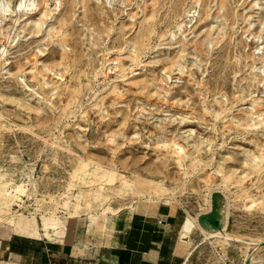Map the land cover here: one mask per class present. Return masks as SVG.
Instances as JSON below:
<instances>
[{
	"label": "rangeland",
	"instance_id": "374dc122",
	"mask_svg": "<svg viewBox=\"0 0 264 264\" xmlns=\"http://www.w3.org/2000/svg\"><path fill=\"white\" fill-rule=\"evenodd\" d=\"M59 1L0 15V224L91 242L169 203L197 223L187 264H264V0Z\"/></svg>",
	"mask_w": 264,
	"mask_h": 264
},
{
	"label": "crops",
	"instance_id": "0c3cea01",
	"mask_svg": "<svg viewBox=\"0 0 264 264\" xmlns=\"http://www.w3.org/2000/svg\"><path fill=\"white\" fill-rule=\"evenodd\" d=\"M185 219L169 203L121 211L103 239L91 242L76 227L50 240L0 224V264H187L189 246L180 238Z\"/></svg>",
	"mask_w": 264,
	"mask_h": 264
},
{
	"label": "bare ground",
	"instance_id": "6f19581e",
	"mask_svg": "<svg viewBox=\"0 0 264 264\" xmlns=\"http://www.w3.org/2000/svg\"><path fill=\"white\" fill-rule=\"evenodd\" d=\"M54 2H56V5L57 6L58 5L59 6L61 5V2L59 0H54ZM217 4H218V6L220 8H223V0H217ZM46 6H47V0H1V4H0V15H1V18L3 20H5L6 19V16L9 15V14H15V17H16L17 13H19V12H29L30 14H33V10L39 9V11H41V12H39L40 13V16L44 17L45 11H46ZM16 20H17V18L14 21L16 22ZM30 23L33 26L32 28L35 30V32H34L35 34H38V32H41L42 31L40 19L39 20H36V21L34 20V22L33 21H30ZM261 23L264 24V16H262V18H261ZM180 24H179L178 28L180 27ZM33 29H32V31H33ZM51 29L52 28H49L48 31H50ZM9 34L10 33H8V35ZM12 42H13V40H12ZM4 51H5L4 48L2 50H0V57L4 53ZM261 54H262V57L261 58H263V60H264L263 52ZM132 57L133 56H131V58ZM3 61L5 62V60H3ZM165 64H168V62H166ZM175 65H176V63H175ZM172 67H174V66H172ZM46 70H47V68H46ZM132 73H133V71H132ZM26 102H27L28 105H32L28 100H26ZM263 120H264V117H263ZM250 123H247V124H250ZM155 126H156L155 128L159 129V132H161V133L162 132H167V133L170 132L171 133V131H172V130H170L168 128H165V127L162 128L159 125H155ZM191 129L190 130H187V132H189V134H192V132H193V130H191ZM179 134H180V132H178L176 135H178V137H179L180 136ZM190 145L192 147H195L196 146V143L195 144L194 143H191ZM172 146L176 150V153L177 154H180V155H185L186 154L184 147L179 142L173 141ZM245 157H247V156H245ZM260 159H261V156L259 155V153L256 152V155L254 154V155L251 156V158L247 159L248 160V165H250L251 167H255V166H257L259 164ZM114 172H115V170H113V169H107L105 172H103L101 174H102V176H107L108 177V176L112 175ZM1 187L2 188L4 187V183H2V182H0V194H3L4 192L6 193V191L4 189H1ZM15 190L21 192L22 191L21 185H15ZM149 193H150V195L158 196V198L162 195L161 193H159V192H157L155 190H149ZM4 199H6V198H4ZM148 199H152V198L149 197ZM7 202H9V200H7V201L4 200V203L5 204H7ZM221 217H223V216L221 215ZM212 221H211L212 223L210 222L212 224V227L211 226L210 227L211 228L215 227V229H216V227L218 226L219 222H216V220H212ZM11 224L20 233L27 234V235H31V236H34V237L35 236L36 237H39L40 235H46V236H48L49 229H57L59 227V225H60V221L58 220V218L55 215H52L50 218L49 217H42V227L40 229L38 228V226H36L34 220H25V219H20L19 218L16 221H12ZM196 227H197V223L195 222L194 218H191L189 216L186 217L185 222H184L183 227H182V231H181V236H180L181 240L184 241L185 243H188V240H190V235L192 234V232L194 231V229ZM40 231H42V232H40ZM203 231H204L203 233H205L207 235H209L211 233L213 234V231L211 232V230H209V228L207 226L204 227V230ZM213 235L215 236V235H217V233L215 232ZM190 254H191V250H188L187 257ZM247 264H253V263L249 262Z\"/></svg>",
	"mask_w": 264,
	"mask_h": 264
},
{
	"label": "clouds",
	"instance_id": "9594fccd",
	"mask_svg": "<svg viewBox=\"0 0 264 264\" xmlns=\"http://www.w3.org/2000/svg\"><path fill=\"white\" fill-rule=\"evenodd\" d=\"M7 7V6H6Z\"/></svg>",
	"mask_w": 264,
	"mask_h": 264
}]
</instances>
